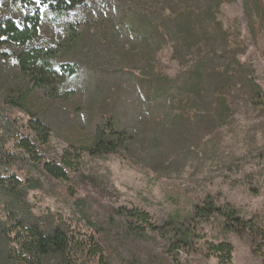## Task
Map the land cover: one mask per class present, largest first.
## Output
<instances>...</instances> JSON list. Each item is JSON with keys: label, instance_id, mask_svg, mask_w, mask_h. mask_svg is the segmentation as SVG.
<instances>
[{"label": "rangeland", "instance_id": "374dc122", "mask_svg": "<svg viewBox=\"0 0 264 264\" xmlns=\"http://www.w3.org/2000/svg\"><path fill=\"white\" fill-rule=\"evenodd\" d=\"M127 4L111 13L96 9L88 16L91 24H79L84 38L60 59L76 63L78 73L57 99L25 83L11 64L0 60V145L25 160L20 138L36 140L29 129L36 117L52 129L49 156L61 161L67 152L80 155L91 180L71 196L68 185L43 177L27 162L20 169L0 164V178L16 174L23 182L30 177L41 181L40 188L29 191L32 212L68 233L70 259L77 264H99L98 249L111 264H125L130 257L146 264L150 257L162 255L170 264H263L252 251L250 237L225 231L223 219H195L194 212L210 197L217 206L230 205L244 219L260 217L264 223V0L225 3L218 14L229 49L253 70L262 87V104L249 89L237 86L207 112L201 106L194 109L193 98L178 91L150 110L141 109L136 78L150 59L155 73L166 78H176L187 66L173 59L170 45L156 53L145 35L129 30L130 24H109L114 17L137 21L145 16L146 7L135 6L132 0ZM107 27H113L111 34L103 30ZM47 28L46 34L56 33L52 26ZM12 89L22 90L23 109L6 104ZM216 110L226 116L219 126L221 119L207 117L215 116ZM178 111L192 120H177ZM113 119L128 134L140 120L153 129L122 153L92 157L88 150L94 147L97 130L107 128ZM120 209L146 212L161 227L190 225L201 239L176 253L157 234L121 239L119 219L113 214ZM113 215L116 224L111 222ZM0 221H7L1 203ZM221 243L234 248L230 263L212 253L210 246Z\"/></svg>", "mask_w": 264, "mask_h": 264}, {"label": "trees", "instance_id": "16d2710c", "mask_svg": "<svg viewBox=\"0 0 264 264\" xmlns=\"http://www.w3.org/2000/svg\"><path fill=\"white\" fill-rule=\"evenodd\" d=\"M235 1L132 0L135 6L147 8L144 10L145 16L137 21L129 16L126 21L114 17L109 24H130L129 30L145 35L156 53L170 45L173 59L187 66L176 78H166L155 73L153 59H150L142 68L141 76L136 78L141 109L150 110L167 98L170 92L178 91L193 98L194 109L201 106L207 112L211 110L213 102L229 95L237 86L249 89L252 98L262 104V87L255 80L253 70L241 61L234 50L229 49L227 33L218 18L222 6ZM128 2L0 0V60L11 64L25 83L57 99L70 79L78 73L76 63H63L60 59L72 52L84 38L79 24H91L88 16L96 13V9L116 12L121 6L129 7ZM48 26L56 29L52 36L46 34ZM103 30L111 34L113 27ZM22 99V90L12 89L6 104L23 109ZM115 110L118 108L115 107ZM207 117L212 121L221 119L219 126L225 123L226 116L216 110L215 116L210 113ZM174 118L192 120L182 111H178ZM29 129L36 135V140L21 137L19 142L26 159L8 154L2 144L0 164L20 169L27 162L31 170H36L43 177L68 185L70 195L75 196L80 186L91 180L83 171L80 155L67 152L61 161L52 158L47 151L53 135L50 125L34 117ZM152 129L147 120H140L131 126L132 134H128L120 131L113 119L107 128L97 130L94 147L88 151L92 157L122 153L135 138L150 134ZM40 187L41 181L34 177L25 182L16 174L0 178V203L7 215L6 222L0 221V264H77L70 259L71 241L68 233L32 212L28 201L29 191ZM113 214L119 219L120 230L117 235L121 239H144L150 234H157L167 240L169 250L173 253L191 248L201 239V235L190 225L170 224L161 227L152 221L148 213L140 210L120 209ZM194 218L201 221L223 219L225 231L250 237L253 253L264 260V223L260 217L244 219L234 207L217 206L208 197L203 205L196 207ZM110 219L114 224L117 223L114 215ZM14 234L16 236L12 239L11 235ZM210 248L213 254L225 257L226 263L232 261L234 248L231 244L221 243ZM95 256L101 257L99 264H111L103 249H98ZM124 263L144 264L134 257ZM146 264H170V260L164 255L155 256L150 257Z\"/></svg>", "mask_w": 264, "mask_h": 264}]
</instances>
